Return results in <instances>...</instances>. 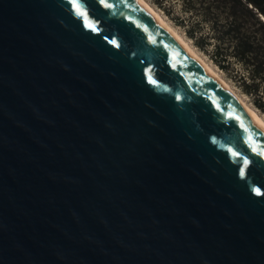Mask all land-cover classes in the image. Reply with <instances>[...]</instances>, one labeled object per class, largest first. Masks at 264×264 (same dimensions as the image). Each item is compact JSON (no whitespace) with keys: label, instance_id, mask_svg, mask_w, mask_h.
<instances>
[{"label":"water","instance_id":"1","mask_svg":"<svg viewBox=\"0 0 264 264\" xmlns=\"http://www.w3.org/2000/svg\"><path fill=\"white\" fill-rule=\"evenodd\" d=\"M0 264H264V131L135 0H0Z\"/></svg>","mask_w":264,"mask_h":264},{"label":"trees","instance_id":"2","mask_svg":"<svg viewBox=\"0 0 264 264\" xmlns=\"http://www.w3.org/2000/svg\"><path fill=\"white\" fill-rule=\"evenodd\" d=\"M264 116V0H150Z\"/></svg>","mask_w":264,"mask_h":264},{"label":"bare ground","instance_id":"3","mask_svg":"<svg viewBox=\"0 0 264 264\" xmlns=\"http://www.w3.org/2000/svg\"><path fill=\"white\" fill-rule=\"evenodd\" d=\"M152 17V19L163 27L184 49L185 51L233 98V100L244 110V112L264 131V117L251 107L239 94L231 87L225 78L213 67L189 42L172 26L168 20L146 0H135Z\"/></svg>","mask_w":264,"mask_h":264},{"label":"rangeland","instance_id":"4","mask_svg":"<svg viewBox=\"0 0 264 264\" xmlns=\"http://www.w3.org/2000/svg\"><path fill=\"white\" fill-rule=\"evenodd\" d=\"M150 5H152L153 7H155L152 3H151V1L150 0H146ZM167 20H168V22L173 26V24L169 21V19L162 13V11H160L157 7H155ZM175 27V26H174ZM177 27H175V29H176ZM180 34H182V36L186 39V40H188L184 35H183V33H182V31L179 29V28H177L176 29ZM190 42V41H189ZM190 44H191V42H190ZM192 45V44H191ZM193 46V45H192ZM194 47V46H193ZM195 48V47H194ZM196 49V48H195ZM197 50V49H196ZM198 51V50H197ZM199 52V51H198ZM206 60H207V58L205 57V55H203L201 52H199ZM209 63H210V61L209 60H207ZM211 65H212V63H210ZM213 66V65H212ZM214 67V66H213ZM216 68V67H215ZM217 69V68H216ZM218 70V69H217ZM219 71V73L221 74V76L223 77V78H225V80L229 83V84H231V87L232 88H234L235 89V91H237L238 92V94L251 106V107H253L252 105H251V103H250V101H249V99H248V97H246L244 94H242L239 90H238V88L234 85V83L233 82H231L229 79H227L226 77H225V75L220 71V70H218ZM258 112V111H257ZM259 113V112H258ZM260 114V113H259ZM261 116H263L262 114H261ZM264 117V116H263Z\"/></svg>","mask_w":264,"mask_h":264},{"label":"snow or ice","instance_id":"5","mask_svg":"<svg viewBox=\"0 0 264 264\" xmlns=\"http://www.w3.org/2000/svg\"><path fill=\"white\" fill-rule=\"evenodd\" d=\"M104 2V0H101V3H103ZM108 6H110V5H108ZM231 151V154L233 155V156H236L237 155V153L235 152V151H232V150H230ZM245 163H247V161L245 160Z\"/></svg>","mask_w":264,"mask_h":264}]
</instances>
